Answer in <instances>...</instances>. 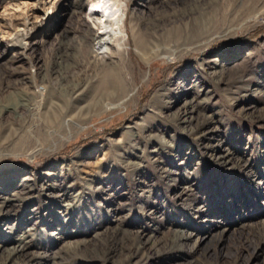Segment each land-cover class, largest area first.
Masks as SVG:
<instances>
[{
    "label": "rangeland",
    "instance_id": "obj_1",
    "mask_svg": "<svg viewBox=\"0 0 264 264\" xmlns=\"http://www.w3.org/2000/svg\"><path fill=\"white\" fill-rule=\"evenodd\" d=\"M89 2L0 0V264H264V0Z\"/></svg>",
    "mask_w": 264,
    "mask_h": 264
},
{
    "label": "bare ground",
    "instance_id": "obj_2",
    "mask_svg": "<svg viewBox=\"0 0 264 264\" xmlns=\"http://www.w3.org/2000/svg\"><path fill=\"white\" fill-rule=\"evenodd\" d=\"M119 1L120 0H90V2H89L90 8L88 9V11H89L88 13L92 12L91 16L97 18L96 24L98 25V28L100 30L99 31L100 38H99L98 42L101 43L100 45L109 44V42H110L109 40L111 38L115 37V36H117V38H119L118 41L124 39L121 36L118 37L119 34H121V32L123 31L124 18H122V16L126 17L125 16L126 13H125L124 9L122 8V6L119 4ZM24 32H25V29L24 30L22 29V31H21V28L16 30V32H15V37H16L15 41H16V43L17 42L19 43L21 41L20 40L21 38L23 39V37L25 35ZM139 35H140V37H138V36L135 37V34L133 33L131 35V39H132V42L135 44V47L138 50V52H140V54H142L144 57H148L147 54L151 53V51L153 53L159 54V48H157V49L153 48L152 49L151 47H149L147 45L145 39L143 38V35L142 34H139ZM128 38H126V39L128 40ZM122 44H126V42H123ZM100 47H102V46H99L98 48H100ZM106 48H108V50H109L110 49L109 45ZM92 51L95 52V50H92ZM97 53H101V52L98 51ZM102 57L106 58L107 55H104ZM113 82H112V79H111V75L105 73L103 86L113 90V88H115L113 86V85H115ZM118 84H119V82H118ZM109 97H110V93H109ZM123 98H125V97H123ZM118 100H120V99H118ZM191 109L194 110V107H192ZM185 188H187V187H185ZM14 194H16V192H14ZM5 199H6V197L4 198V200ZM6 205H7V203H6ZM173 232H174V233H172L173 234V236H172L173 237V241L178 242L182 238L181 237L182 235H179L178 231H173ZM143 246H144V242H141V240L138 239V237L133 238V241L130 244V249H128L129 250L128 251V253H129L128 257L129 256L131 257L132 255L138 253L143 248ZM21 247H25V243L23 245H21ZM12 250H13L12 253H16L17 252V248H13Z\"/></svg>",
    "mask_w": 264,
    "mask_h": 264
}]
</instances>
